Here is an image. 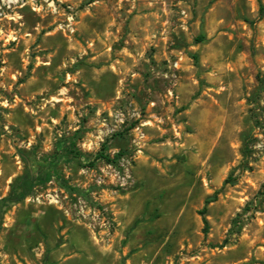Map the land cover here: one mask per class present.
Listing matches in <instances>:
<instances>
[{"label": "rangeland", "instance_id": "obj_1", "mask_svg": "<svg viewBox=\"0 0 264 264\" xmlns=\"http://www.w3.org/2000/svg\"><path fill=\"white\" fill-rule=\"evenodd\" d=\"M2 205L0 264H264V0H0Z\"/></svg>", "mask_w": 264, "mask_h": 264}, {"label": "trees", "instance_id": "obj_2", "mask_svg": "<svg viewBox=\"0 0 264 264\" xmlns=\"http://www.w3.org/2000/svg\"><path fill=\"white\" fill-rule=\"evenodd\" d=\"M74 154L80 156V153L76 150L74 151ZM97 159H104L109 162H113L104 152L99 153L97 155ZM91 165H93V163H91ZM54 172L55 169L52 166L50 167V169L46 167L39 170V175H30V173L28 172L26 175L16 180V183L13 185L10 195L4 200V203L6 205L15 204L20 202L21 200L26 199L33 193L34 188L37 185L50 181L53 177ZM212 201L213 200H209L207 201V203H211ZM204 210H206V208ZM2 212L3 205L0 206V220L2 219ZM204 222L205 224H207V220L205 217Z\"/></svg>", "mask_w": 264, "mask_h": 264}]
</instances>
